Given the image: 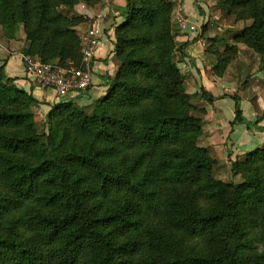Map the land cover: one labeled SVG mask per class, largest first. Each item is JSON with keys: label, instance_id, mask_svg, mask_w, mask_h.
Here are the masks:
<instances>
[{"label": "trees", "instance_id": "1", "mask_svg": "<svg viewBox=\"0 0 264 264\" xmlns=\"http://www.w3.org/2000/svg\"><path fill=\"white\" fill-rule=\"evenodd\" d=\"M97 0H0V27L23 56L78 66L66 12ZM114 28L113 77L90 112L57 102L39 130L38 101L0 68V264H264V146L229 158L239 183L213 177L217 162L198 146L204 113L191 104L173 55L166 0H125ZM251 24L234 38L264 66V0H220ZM212 42H218L212 39ZM182 54V53H181ZM236 49L226 46L220 77ZM207 102L222 99L204 89ZM234 103L231 125L264 132Z\"/></svg>", "mask_w": 264, "mask_h": 264}, {"label": "crops", "instance_id": "2", "mask_svg": "<svg viewBox=\"0 0 264 264\" xmlns=\"http://www.w3.org/2000/svg\"><path fill=\"white\" fill-rule=\"evenodd\" d=\"M214 0H184V13L191 22L199 24L206 29L208 22L217 20L209 9ZM126 5L125 0H98L94 7L78 5L75 9L80 16L86 17L85 23L76 27L78 34L94 24L100 31L101 36L91 64L92 85L82 94L69 95L66 98H58L51 89L38 86L30 77L25 74L22 62V50L27 44L23 41L6 40L2 37L0 29V68L8 78L15 79L14 84L27 93L32 94L37 100L45 102L72 101L77 105L85 107L104 95L108 81L115 72V62L112 53L114 48V28L122 22L120 11ZM100 15V18L98 16ZM212 16V17H211ZM224 21V19H222ZM233 28V26H227ZM193 33L182 32L176 28L177 47L184 45L178 51L176 60L177 66L183 67L184 87L188 93L197 96L201 89H204L213 97H221L210 103L202 96H197V103L205 110L202 117L203 135L199 145L207 148L211 156L216 160V175L220 180L229 178V158L242 156L256 148L264 146V132L255 128L248 129L244 125H231L234 118V103L229 98L235 95L239 98V106L243 117L251 122H259L264 127V89L256 82L241 85L235 83L229 76L216 78L211 75V65H205L204 51L200 48L202 42ZM232 69V66L229 68ZM52 104V103H51ZM44 106V105H41ZM50 107L42 108L47 112ZM231 180V178H229ZM235 183L241 181L240 175H235Z\"/></svg>", "mask_w": 264, "mask_h": 264}, {"label": "rangeland", "instance_id": "3", "mask_svg": "<svg viewBox=\"0 0 264 264\" xmlns=\"http://www.w3.org/2000/svg\"><path fill=\"white\" fill-rule=\"evenodd\" d=\"M219 2H220V0H214L213 4L209 7V9H211V11L213 13V16L217 15L218 19L208 22L206 29H202L199 24L191 22L190 19L188 18V16L184 13L186 15V17L189 19V22L191 23V25H193L195 27V30L194 31L183 30L178 25V23L175 19V15L173 14V12H171V22H172V27H173L175 33H176V28H177L182 32L184 31V32H188V33H193V34H195V36L197 38L202 40L201 41L202 44H201L200 48L204 51L205 65H211L210 73L212 76H214L216 78H222L223 76L226 75V76H229L232 80H234L235 83H240L241 85L256 82L259 87L264 89V66L261 65L260 56L256 52H254L252 49H250L246 44H244L243 42H238L234 38L235 34L238 31L242 30L244 27L249 26L251 24V20L239 19L237 17L238 16L237 14L229 15V14L224 13L223 10H221V8L219 6ZM78 5H84V4L80 3ZM78 5L74 6L72 8V10H70L69 12H66L64 6H60L57 9L60 13H62L63 15H66L68 18L77 17V16H80L75 11V9ZM84 6H86V5H84ZM94 6H92V7H94ZM222 19H224V21H222ZM227 26H233V28H229ZM76 27H75V30H76ZM0 29H1V27H0ZM1 32H2V37L4 39L13 40V39L7 38L4 35V32L2 31V29H1ZM212 39H217L218 42H212L211 41ZM23 40L25 41V35H24L23 27L20 25L17 32H16V36L14 38V41H23ZM175 43H176V48H178L177 47L178 45L176 42V37H175ZM226 46L234 47L236 49V54H234L232 56L230 62L226 65V67L222 73V76L217 77L212 73V68L214 65H216L219 55L224 53ZM177 52L178 51L176 50L174 52V55H173V59H174L175 63H176V60L178 58ZM113 61L115 62L114 59H113ZM176 66H177V64H176ZM231 66H232V69H229ZM115 69H116V62H115ZM178 69L181 73V76L183 79V86H184L183 74L185 72V69L183 70V67H180V68L178 67ZM184 89H185V87H184ZM185 92L188 95H190L191 104L196 109L204 110V108L202 106H200V104L197 103L198 102L197 96H199L201 98V94H202L201 90L197 96H195L194 93L193 94L188 93L186 91V89H185ZM37 101L39 103V106H34L31 109V111L33 113L34 121L37 123L39 130H42V129L45 130V128L47 127L45 114L47 112H45L46 110L42 111V108L47 109V106L50 107L51 105L55 104V101L54 102H45V101H41V100H37ZM41 105H44V106H41ZM93 105H94V102L86 105L84 109L87 110V112H90L93 108ZM196 113H198L197 115H199L200 117H203L205 110H204L203 114L199 113V112H196ZM202 135H203V131H202ZM201 136H200V138H201ZM200 138H199V140H200ZM199 140H198V146H200ZM205 149H207V148H205ZM208 152H209V150H208ZM209 154H210V152H209ZM210 156H211V154H210ZM229 163H230V161H229ZM215 167L213 168L212 175L215 179L220 180L217 178ZM229 175H230L229 178H231V180L228 178L226 181L225 180H220V181L235 183V181H234L235 175H240V174H234L231 171V163H230ZM240 178H241V176H240ZM241 181H242V179H241Z\"/></svg>", "mask_w": 264, "mask_h": 264}, {"label": "built area", "instance_id": "4", "mask_svg": "<svg viewBox=\"0 0 264 264\" xmlns=\"http://www.w3.org/2000/svg\"><path fill=\"white\" fill-rule=\"evenodd\" d=\"M166 1L172 5V12L180 28L194 31L195 27L184 14V0ZM100 36L101 31L94 24H90L82 34H79L81 61L78 66L68 64L61 67L57 63L45 64L34 57L22 55L25 74L38 86L53 90L58 98L85 93L92 85L91 64Z\"/></svg>", "mask_w": 264, "mask_h": 264}]
</instances>
